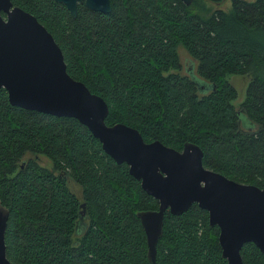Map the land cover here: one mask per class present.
I'll list each match as a JSON object with an SVG mask.
<instances>
[{
    "label": "trees",
    "instance_id": "obj_1",
    "mask_svg": "<svg viewBox=\"0 0 264 264\" xmlns=\"http://www.w3.org/2000/svg\"><path fill=\"white\" fill-rule=\"evenodd\" d=\"M11 2L51 33L67 73L104 99L105 123L175 149L191 141L205 167L264 190V0H230L225 9L207 0H109L107 12L77 3L75 16L55 0ZM179 45L196 75L178 71ZM226 73L248 76L237 104ZM0 202L9 264H150L136 213L157 201L76 118L10 104L2 87ZM217 235L195 203L165 211L155 264H226ZM239 253L242 264H264L250 242Z\"/></svg>",
    "mask_w": 264,
    "mask_h": 264
},
{
    "label": "water",
    "instance_id": "obj_2",
    "mask_svg": "<svg viewBox=\"0 0 264 264\" xmlns=\"http://www.w3.org/2000/svg\"><path fill=\"white\" fill-rule=\"evenodd\" d=\"M55 1L63 3L71 16L77 3L101 12L110 9L109 0ZM0 87L10 104L76 118L105 153L126 164L142 190L157 201L155 209L136 213L150 264H155L164 212L179 215L193 203L206 211L208 224L218 228L217 242L226 264H242L239 251L244 243L264 253L263 188L205 167L201 148L191 141L175 149L158 139L144 141L135 127L123 122L105 123L104 99L67 73L51 33L11 0H0ZM79 208L81 220L84 202ZM7 216L8 209L0 202V264H9L3 242Z\"/></svg>",
    "mask_w": 264,
    "mask_h": 264
},
{
    "label": "rangeland",
    "instance_id": "obj_3",
    "mask_svg": "<svg viewBox=\"0 0 264 264\" xmlns=\"http://www.w3.org/2000/svg\"><path fill=\"white\" fill-rule=\"evenodd\" d=\"M207 3L210 5L211 8H228L230 5V0H219L216 2H211L207 0ZM177 54L179 58V72L184 74H192L196 75L195 73V60L186 52V50L182 46H177ZM226 79L234 86L236 90V97L233 99V104H237L240 100L244 97L245 86L248 80V76L245 74H233V73H226ZM39 162L47 167H50L49 160L44 156H39ZM75 193L78 195V192L75 188Z\"/></svg>",
    "mask_w": 264,
    "mask_h": 264
}]
</instances>
